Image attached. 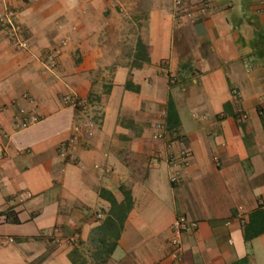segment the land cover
<instances>
[{
    "label": "crops",
    "instance_id": "crops-1",
    "mask_svg": "<svg viewBox=\"0 0 264 264\" xmlns=\"http://www.w3.org/2000/svg\"><path fill=\"white\" fill-rule=\"evenodd\" d=\"M7 6L29 47L0 28V123L10 134L0 264H80L75 241L92 240L110 210L102 189L132 204L106 264H264V234L245 239L250 215L264 210V0H0V13ZM25 94L44 119L15 133ZM170 96L181 125L157 139ZM86 103L97 109L94 137L66 161ZM182 151L188 165L173 185L168 153ZM22 192L32 198L19 203ZM181 215L197 228L176 262L168 239Z\"/></svg>",
    "mask_w": 264,
    "mask_h": 264
},
{
    "label": "built area",
    "instance_id": "built-area-1",
    "mask_svg": "<svg viewBox=\"0 0 264 264\" xmlns=\"http://www.w3.org/2000/svg\"><path fill=\"white\" fill-rule=\"evenodd\" d=\"M181 3L182 0H176L177 6H180ZM15 18V11L9 8L8 6L5 7L3 12L0 13V28L6 31L11 36L15 46L18 49H27L29 47L28 41L24 37L21 28L16 25ZM63 44H65V42H63ZM60 54V49H54L48 54L47 60L50 61L52 64H55V58ZM172 83H175V79L172 80ZM24 99L29 103L30 107H20L17 115L14 117L12 127L15 133L27 130L39 124L44 119V117L39 114L37 108L33 106V99L27 94L24 95ZM65 101L76 108L84 106V103L82 101L72 96H66ZM4 108L5 107H3V109ZM95 129V120L87 116L81 118L80 121L76 122L71 137L61 149V156L64 158V160H68L71 162L75 161L73 150L76 148V146L81 140H88L93 138L95 134ZM156 130L157 131L155 137L157 139H164L168 133L166 125L163 123H158L156 125ZM9 139L10 134L4 129V127L0 123V152L4 155L7 152V144L4 143V140ZM188 158L189 155L186 151H182L178 155L173 152L168 153V161L172 168L170 182L173 185H177L180 183L181 169L188 165ZM30 198H32V193L22 192L17 196L16 199L19 203H23L24 201ZM171 228L172 230L170 238L168 239V247L170 249V255L172 256L173 260L179 262L181 261L182 257L183 235L188 231L195 230L197 228V223L181 215L175 219ZM9 241L14 242L12 238H10Z\"/></svg>",
    "mask_w": 264,
    "mask_h": 264
},
{
    "label": "trees",
    "instance_id": "trees-1",
    "mask_svg": "<svg viewBox=\"0 0 264 264\" xmlns=\"http://www.w3.org/2000/svg\"><path fill=\"white\" fill-rule=\"evenodd\" d=\"M262 39H264V37H262ZM173 79H175V83H172ZM177 82L178 81L176 78H170V85L176 84ZM126 87L131 88V84L128 83ZM229 110L230 105L227 104L226 111L229 112ZM260 114L264 126V117L262 115L263 113ZM180 125L181 122L176 105L172 97L170 96L167 105L166 129L168 132L173 133L180 127ZM124 196V200L122 202H119L114 194L110 191L106 189H102L100 191V197L109 202L110 210L107 213L104 223L94 230V234L98 238L97 242L99 243L100 250V252L96 255V264H106L108 257L113 253L114 249L117 246V242L124 228L125 220L127 219L128 214L132 209L129 193H125ZM263 234L264 210L260 208L250 215L249 223L245 226V239L246 241H251Z\"/></svg>",
    "mask_w": 264,
    "mask_h": 264
},
{
    "label": "rangeland",
    "instance_id": "rangeland-1",
    "mask_svg": "<svg viewBox=\"0 0 264 264\" xmlns=\"http://www.w3.org/2000/svg\"><path fill=\"white\" fill-rule=\"evenodd\" d=\"M16 25L19 26L17 24V22H16ZM10 38H11V36H10ZM13 43H14V41H13ZM106 87L107 86L104 87V91L105 92H107ZM96 101L97 100H96V98L94 96L93 97H90V99H89V102L90 103H93V104H95ZM86 106H88L87 103H86ZM92 107H94V106L92 105ZM92 107H89V106L86 107V113H85V115L87 117H89V118H92L93 117L92 119L95 120V118H94V116H92V114L93 113H96L97 112V109L96 108L91 109ZM95 117H96V115H95ZM97 239L98 238L95 235L92 240H88V242H86V243L78 242L77 240L75 241L79 245V249L77 250L79 256H76V258H78L81 263L95 264L96 261H94L92 258H93V256L95 257L100 252V250H99V243L97 242Z\"/></svg>",
    "mask_w": 264,
    "mask_h": 264
}]
</instances>
